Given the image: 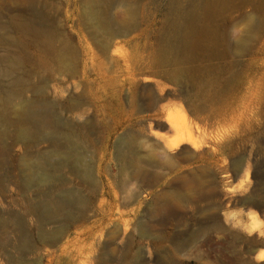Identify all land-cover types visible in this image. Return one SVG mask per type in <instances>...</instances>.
Returning <instances> with one entry per match:
<instances>
[{
	"label": "rangeland",
	"instance_id": "374dc122",
	"mask_svg": "<svg viewBox=\"0 0 264 264\" xmlns=\"http://www.w3.org/2000/svg\"><path fill=\"white\" fill-rule=\"evenodd\" d=\"M37 2L39 12L57 17L63 37L76 55L71 70L54 75L44 94L58 108V119L74 127L85 161L92 162L96 186L91 189L63 170L65 183L55 184L50 199L59 191L72 190L87 198L89 205L82 219L63 217L68 227L57 240L40 242L38 216L28 213L27 208L43 196L31 191L24 197L18 184L16 166L29 158L24 145L19 143L0 155V162L13 164L8 168L10 182L0 184V213L24 217L30 238L39 247L29 259L38 264H264V31L255 37L247 30L248 21L242 16L252 8L233 11L226 17V40H217L219 49L239 40L245 47L241 57L232 59L235 77L230 94L217 99V74L202 76L198 69H202L201 64L181 69L171 65L156 74L133 68V43L144 42L145 35H157L162 25L159 17H154L150 26L143 24L134 35L113 38L104 58L94 44L101 36L93 38L91 23L81 22L79 0ZM121 11L122 7L115 6L110 13L124 20ZM147 84L163 99L157 119L148 118L139 125L142 115L136 107L141 88ZM204 104L206 107L197 113L191 110ZM158 122L191 131L197 152L191 148L166 157L148 123L169 140L175 133L160 129L155 125ZM86 123L89 126L84 127ZM12 133L2 140L4 145L9 144ZM126 134L133 135L134 143L123 153L127 159L122 161L118 147ZM47 148V143L37 147ZM56 159L51 156L52 161ZM131 161L159 177L150 191L166 193L157 208L161 214L169 213L167 218L148 216L154 193L130 196L137 193L136 180H130L126 192L122 191L121 179L114 177L118 162ZM153 162H196L182 174L197 171L198 177L185 184L166 181L168 166L154 167ZM3 173L8 175L6 170ZM57 225L48 223L45 231ZM141 227L151 235H141Z\"/></svg>",
	"mask_w": 264,
	"mask_h": 264
},
{
	"label": "bare ground",
	"instance_id": "6f19581e",
	"mask_svg": "<svg viewBox=\"0 0 264 264\" xmlns=\"http://www.w3.org/2000/svg\"><path fill=\"white\" fill-rule=\"evenodd\" d=\"M79 1L82 6L79 12L81 22L91 23L90 35L93 38L101 36L94 44L104 58H107L113 38L134 35L141 31L143 24L148 23L150 26L151 20L159 17L162 22L159 33L155 36L145 35L142 43H133V68L140 73L147 71L149 74H156L158 70L171 65L181 69L201 64L202 69H198L202 70V76H206L208 72L217 74L214 88L217 99L230 94L235 77L232 59L241 57L245 52L244 42L240 40L225 49L217 48V40H226L227 37L224 27L226 17L233 11L251 7V11L242 16V19L248 21L247 30L255 37L264 31V0ZM37 3V0H0V155L8 153L19 143L24 145L29 158L16 166L19 188L24 197H28L31 191L37 197L43 196L42 199L31 202L27 212L38 216V241L52 243L68 227L62 221L63 217L69 221L82 219L89 205L87 198L72 190L59 191L57 197L50 199L55 184L65 183L61 172L67 169L70 176L78 178L91 189H95L96 180L92 162L85 161L84 148L76 142L74 127L58 119V108L44 94L47 82L54 75L71 70L76 55L67 38L63 37L57 17L39 12ZM115 6L122 7L124 20L111 16L110 11ZM217 34L219 36L216 37ZM103 65L106 68L108 62ZM35 77H39L38 82L34 81ZM28 93L31 95L28 96ZM162 99L161 95H156L151 85L141 88L140 103L136 107V112L142 115L139 125L148 118L158 116ZM203 107L206 105L193 106L191 110L197 113ZM148 124L152 137L166 157L173 158L191 148L198 150L191 131L180 130L167 123H156L160 129L175 133V137L169 140L163 132L152 130L154 124ZM87 126L89 123L84 127ZM9 132L14 133L10 134V142L6 146L2 140L8 137ZM42 143L48 144L46 150L37 149ZM133 143L132 134L121 138L119 160L126 158L123 153ZM51 156H57V159L52 161ZM138 163L118 162V172L114 177L121 179L123 192H126L130 180L138 182L137 193L132 192L131 197L144 192L154 193L148 216L163 220L170 214H161L157 205L165 199L166 193L150 191L159 177L146 172ZM194 163L196 162H153L152 165L168 166L169 177L166 181L176 180L185 184L198 177L197 171L182 174ZM12 165V162H0L2 186L10 182L12 174L8 168ZM4 170L8 175L1 174ZM54 222H58V225L45 231L44 226ZM140 233L143 236L151 235L142 227ZM29 234L24 217L14 212L0 213V264H38L36 260L29 259V255L35 254L39 248ZM262 244L261 242L259 245ZM262 256L263 254L259 255L260 258Z\"/></svg>",
	"mask_w": 264,
	"mask_h": 264
}]
</instances>
